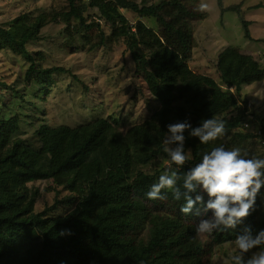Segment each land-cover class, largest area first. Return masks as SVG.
Returning <instances> with one entry per match:
<instances>
[{"label":"trees","instance_id":"trees-1","mask_svg":"<svg viewBox=\"0 0 264 264\" xmlns=\"http://www.w3.org/2000/svg\"><path fill=\"white\" fill-rule=\"evenodd\" d=\"M217 6L223 14L239 11V6L223 7L222 0ZM204 18L183 0H65L52 15H20L0 24V47L28 64L25 86L35 84L48 94L56 74L80 82L63 67L43 68L45 56L27 50L30 42L40 40L43 28L55 24L62 26V48L70 55L122 41L134 76L158 103L153 113L125 130L119 117L72 128L41 125L32 134L38 143L34 147L19 136L20 116L7 113L10 100L4 90L19 98L18 91L0 81V264H206L207 255L234 245L246 228L253 237L264 230V188L242 224L210 235L196 232L197 223L212 216L203 205L185 215L180 212L183 199L174 200L170 192L166 200L147 199L159 178L150 169L159 157L170 159L164 152L170 124L187 120L196 128L212 117L225 123V135L207 145L184 133L191 159L179 169L172 165L181 175L216 146L240 147L249 158H264V117H258L254 133L247 131L255 120H248L249 103L242 94L244 87L264 81V69L253 56L229 46L216 58L220 83L193 72L189 22ZM148 19L155 27L144 22ZM19 21L28 24V34L19 36L14 26ZM248 26L242 23L244 38L264 42L253 38ZM40 181H50L64 196L57 191L53 204L37 212L38 194L29 185ZM200 194L206 205V193ZM63 230L71 234L60 235Z\"/></svg>","mask_w":264,"mask_h":264},{"label":"rangeland","instance_id":"rangeland-1","mask_svg":"<svg viewBox=\"0 0 264 264\" xmlns=\"http://www.w3.org/2000/svg\"><path fill=\"white\" fill-rule=\"evenodd\" d=\"M159 1V0H153ZM183 3L195 12L204 14L203 20H190L189 27L194 37L191 51V70L210 76L220 83L215 71L218 54L232 46L241 52L253 56L264 69V42H249L244 38L242 23H249L248 30L257 40H264V9H254L264 0H222L223 7L239 6L237 13H221L217 0H183ZM206 5L201 10L200 5ZM65 5V0H0V24L11 22L20 15L34 19L41 14L52 15ZM95 13L88 11V14ZM129 20L132 17L124 12ZM146 24L155 27V21L148 19ZM19 36L29 33L27 23L19 21L15 25ZM61 25L50 24L41 30L40 40L30 42L27 50L43 54L40 62L43 68L59 66L71 71L80 82L69 75L56 74L55 83L45 94L35 84L27 87L23 84L27 62L0 47V81L18 91V97L4 90L10 100L9 115L17 113L21 118L20 138L26 144L37 147V138L32 134L41 126L76 127L97 118L119 117L122 130L141 121L158 108L156 100L147 92L141 81L134 76V67L122 41L106 49L91 54H72L62 48ZM42 53V54H41ZM9 92V93H8ZM243 98L250 104L248 115L253 123L247 131L254 132L258 117H264V81L243 88ZM16 97V98H15ZM231 135L225 136L228 139ZM169 161L159 157L149 173L159 176ZM38 194L35 206L37 212L53 204L58 191L53 190L50 181L34 182L29 185ZM235 245L226 244L214 249L204 258L206 264H227L235 253ZM253 251H257L254 249ZM251 255V253H249Z\"/></svg>","mask_w":264,"mask_h":264},{"label":"clouds","instance_id":"clouds-1","mask_svg":"<svg viewBox=\"0 0 264 264\" xmlns=\"http://www.w3.org/2000/svg\"><path fill=\"white\" fill-rule=\"evenodd\" d=\"M205 7L200 5L201 10ZM225 131V123L214 117L202 121L196 128H192L187 120L168 125L164 152L170 158L169 168L159 175L158 182L146 194L147 199L155 201L166 200L170 192L174 200L183 199L180 212L185 215H189L198 204L204 206L205 213L211 211L210 218L197 223L196 232L199 235H210L221 228L234 229L242 224L254 211L256 199L264 188V158H249L240 147H212L203 154L199 163L183 175L172 170V165L179 169L191 159L185 151V132L207 145L224 136ZM181 181L182 184L179 183ZM200 193H206V205ZM244 232L235 239L236 251L227 264H264V230L255 237L251 235L250 228ZM66 233L71 234L70 230H63L60 235Z\"/></svg>","mask_w":264,"mask_h":264},{"label":"built area","instance_id":"built-area-1","mask_svg":"<svg viewBox=\"0 0 264 264\" xmlns=\"http://www.w3.org/2000/svg\"><path fill=\"white\" fill-rule=\"evenodd\" d=\"M248 107H250V104L248 105ZM249 117H250V116H248V120H251ZM246 127H248V125H247ZM254 132H255V131H254ZM254 132H252V133H254Z\"/></svg>","mask_w":264,"mask_h":264}]
</instances>
